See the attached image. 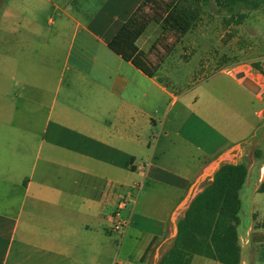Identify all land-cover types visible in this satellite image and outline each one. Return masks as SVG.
I'll return each mask as SVG.
<instances>
[{"label": "crops", "instance_id": "obj_1", "mask_svg": "<svg viewBox=\"0 0 264 264\" xmlns=\"http://www.w3.org/2000/svg\"><path fill=\"white\" fill-rule=\"evenodd\" d=\"M76 1L0 0V264H159L202 171L226 151L244 162L243 141L264 148V124L249 121L264 119V97L226 68L200 71L194 89L163 82L173 50L146 74L109 47L143 0ZM47 2L61 15L43 26ZM146 33L137 44L153 60L161 47ZM249 163L258 192L264 164ZM252 215L238 226L241 264H264V219Z\"/></svg>", "mask_w": 264, "mask_h": 264}, {"label": "trees", "instance_id": "obj_2", "mask_svg": "<svg viewBox=\"0 0 264 264\" xmlns=\"http://www.w3.org/2000/svg\"><path fill=\"white\" fill-rule=\"evenodd\" d=\"M157 1L143 0L109 41L114 52L150 76L155 74L165 56L153 61L139 49L137 41L151 23L160 24L164 31L172 32L176 40H180L193 28L205 8L215 6L229 24L245 18L247 13L242 10H257L264 5V0H176L171 10L166 7L167 15L161 17L147 10V5ZM261 155L262 149H256L255 156L260 158ZM247 174L245 162L221 164L214 173V180L204 184L179 218L178 232L159 264H191L196 254L223 264H241L238 226L241 189ZM258 191L264 192V179Z\"/></svg>", "mask_w": 264, "mask_h": 264}, {"label": "rangeland", "instance_id": "obj_3", "mask_svg": "<svg viewBox=\"0 0 264 264\" xmlns=\"http://www.w3.org/2000/svg\"><path fill=\"white\" fill-rule=\"evenodd\" d=\"M56 2L57 0H53ZM65 0H62L64 2ZM176 0H158L154 4L147 5V10L151 14L165 17L167 14L166 7L171 10L173 3ZM193 1V0H192ZM82 0H77L71 3V6L78 7ZM88 2V0H87ZM168 3L170 7H168ZM93 5V2L85 3ZM74 12V10H71ZM61 11H54L53 3L47 2L42 9L40 22L43 26H49V18L52 17L58 20ZM78 12V11H77ZM76 12V13H77ZM247 13L245 18L237 23L232 21L227 24L223 18V13L216 10L215 6L205 8L199 20L193 28L180 40H176V35L170 31H164L160 24L151 23L147 28L151 42L160 44V50L154 51L153 60L156 61L173 50L167 61L158 71V75L166 82V76L169 75L175 79L178 86L196 88V82L191 81L192 77L199 74L200 71L212 73L221 68L230 69L236 76V73L244 71L247 76L261 85V92L264 97V5L257 10H242ZM75 25V23H73ZM191 58V59H190ZM179 59H190L188 61ZM171 90L173 88L168 85ZM200 91V89H197ZM196 91V90H195ZM180 103V102H179ZM178 104L172 105L170 115L172 116ZM261 104L256 105V110L261 108ZM224 108V107H223ZM221 108L216 116L225 114L229 118V122L235 119L234 114L228 108ZM249 121L257 127L263 126L264 119L257 116L256 113L249 117ZM261 132V130H260ZM264 140V139H263ZM264 143V141H263ZM246 149H258L259 145L251 144L248 141H243L242 144ZM239 145L231 148L236 150ZM262 149L261 161L255 162V150L248 153L247 159L244 162L248 165L254 163L264 164V148ZM236 151L232 159L236 160ZM260 157V158H261ZM256 167V166H254ZM257 181L256 168H250V175L245 181L241 189L242 208L240 211V224L248 226L253 218L252 210L257 212V219H264V193L254 191ZM209 180H206L198 187L201 190Z\"/></svg>", "mask_w": 264, "mask_h": 264}, {"label": "water", "instance_id": "obj_4", "mask_svg": "<svg viewBox=\"0 0 264 264\" xmlns=\"http://www.w3.org/2000/svg\"><path fill=\"white\" fill-rule=\"evenodd\" d=\"M236 77L238 79H242V85L245 86L253 93H258L261 91V85L255 82L252 78L246 75L244 71L236 73ZM230 151H226L220 154L215 160H213L209 166H207L202 173L196 178L194 183L189 188L185 198L178 205L177 210L183 208L187 203H191L194 197L197 195L198 187L201 185L206 179L209 178L210 181L214 180L215 171L221 166V164L225 161ZM190 205V204H189ZM188 208V207H187ZM178 232V229H177ZM177 234V233H176Z\"/></svg>", "mask_w": 264, "mask_h": 264}, {"label": "built area", "instance_id": "obj_5", "mask_svg": "<svg viewBox=\"0 0 264 264\" xmlns=\"http://www.w3.org/2000/svg\"><path fill=\"white\" fill-rule=\"evenodd\" d=\"M127 226H128L127 220L117 218L113 224V230L123 234L125 233Z\"/></svg>", "mask_w": 264, "mask_h": 264}]
</instances>
